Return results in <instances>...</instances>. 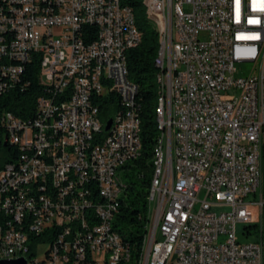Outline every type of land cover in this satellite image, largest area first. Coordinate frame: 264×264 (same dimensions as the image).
Wrapping results in <instances>:
<instances>
[{
    "label": "built area",
    "instance_id": "1",
    "mask_svg": "<svg viewBox=\"0 0 264 264\" xmlns=\"http://www.w3.org/2000/svg\"><path fill=\"white\" fill-rule=\"evenodd\" d=\"M147 1L169 29L142 264H264V0ZM3 2L0 98L36 57L40 94L32 116L0 108L14 153L0 169V261L123 264L113 215L126 183L113 172L142 148L127 64L140 37L133 12L124 0ZM238 225L253 242H238Z\"/></svg>",
    "mask_w": 264,
    "mask_h": 264
},
{
    "label": "trees",
    "instance_id": "2",
    "mask_svg": "<svg viewBox=\"0 0 264 264\" xmlns=\"http://www.w3.org/2000/svg\"><path fill=\"white\" fill-rule=\"evenodd\" d=\"M124 1L132 9L135 25L141 34L139 45L127 52V64L130 83L139 87L142 148L137 154L138 159L132 160L122 168L137 171L139 177L137 180L131 178V181L126 183V190L114 214L113 232L120 236L127 250L128 260L123 264H141L150 224L149 187L155 175V151L161 144V128L158 122L160 84L159 72L155 65L161 37L160 26L148 17L146 0ZM37 58L26 65L20 86L0 98V108L12 112L17 117L25 118L34 114L36 99L40 94L37 82L40 68ZM118 107V104L116 108L107 107L105 116ZM109 116L111 118L112 113ZM4 137V132L0 130V169L14 154L10 148L4 147ZM262 194L264 200V184Z\"/></svg>",
    "mask_w": 264,
    "mask_h": 264
},
{
    "label": "bare ground",
    "instance_id": "3",
    "mask_svg": "<svg viewBox=\"0 0 264 264\" xmlns=\"http://www.w3.org/2000/svg\"><path fill=\"white\" fill-rule=\"evenodd\" d=\"M146 3H147L146 9H148L147 12H148V17L150 18V20L158 21V13L152 12L150 4L148 3L147 0H146ZM3 9H4V2H2V4L0 5V10H3ZM154 15H156V16H154ZM133 26L135 27V33L140 34L139 31L137 30L136 25H135L134 15H133ZM90 27H97V20H90ZM165 29H169V22H162V26H160L161 43H160V48L158 51L157 58L155 60V65H156L158 72H159L158 81L160 84V92H159L160 97H159V108H158V122H159L160 128H161V111H162V109H165V89H161V87H165V69H161L159 67V63L161 60V50H165ZM140 39H141V34L139 37V43H140ZM130 86L136 87L131 83H130ZM141 145H142V140H141ZM160 147H161V144L155 151V175H154L152 184H150V185H153L154 183H156V181L159 180V178H160V164H161V149H160ZM140 149L141 148H138L137 154L140 151ZM132 160H134V159L121 160V167L114 168L113 180H121V178L119 176L120 169H122L127 163L131 162ZM149 219H150V224H149V228H150L151 227V210H150V208H149ZM113 221H114V215H113ZM114 234L116 235V237L118 239H121L117 233H114ZM151 246H152V236L150 234H148L146 239H145L144 255H143V260H142L141 264L144 262L148 253L150 252ZM125 257H126V259H125V262H126L128 260L126 249H125ZM20 259H24L26 261V257H18L17 258V260H20ZM17 260L4 259L1 261L13 262V261H17Z\"/></svg>",
    "mask_w": 264,
    "mask_h": 264
},
{
    "label": "rangeland",
    "instance_id": "4",
    "mask_svg": "<svg viewBox=\"0 0 264 264\" xmlns=\"http://www.w3.org/2000/svg\"><path fill=\"white\" fill-rule=\"evenodd\" d=\"M156 16V15H154ZM252 68V65L250 64H247L246 66H244L241 70H240V73L239 75L240 76H246L247 75V71L250 70ZM1 155V154H0ZM133 163H130V165H132ZM119 176L121 178V180L124 181V183H128L131 181V178L137 180L138 179V175H137V171H133L131 169H120L119 171ZM123 196V194H122ZM205 197V193H201L199 195V199H204ZM252 211L254 213V216L255 218H258L259 219V216H260V210L259 208L257 207H254L252 208ZM237 239H238V242L241 243V244H246V243H250V242H253L254 240L252 239H248L246 238L243 234H242V226L241 225H238L237 227Z\"/></svg>",
    "mask_w": 264,
    "mask_h": 264
},
{
    "label": "water",
    "instance_id": "5",
    "mask_svg": "<svg viewBox=\"0 0 264 264\" xmlns=\"http://www.w3.org/2000/svg\"><path fill=\"white\" fill-rule=\"evenodd\" d=\"M3 0H0V5L2 4ZM113 124V120L110 119L107 123H106V127H105V131H110L111 127ZM5 146H7V143H5ZM0 264H26V261L24 259H20L17 261H13V262H5V261H1Z\"/></svg>",
    "mask_w": 264,
    "mask_h": 264
}]
</instances>
